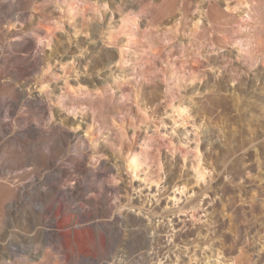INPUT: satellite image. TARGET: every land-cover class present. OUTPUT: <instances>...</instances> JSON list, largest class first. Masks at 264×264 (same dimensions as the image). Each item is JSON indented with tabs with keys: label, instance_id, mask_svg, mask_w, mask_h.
I'll use <instances>...</instances> for the list:
<instances>
[{
	"label": "rangeland",
	"instance_id": "374dc122",
	"mask_svg": "<svg viewBox=\"0 0 264 264\" xmlns=\"http://www.w3.org/2000/svg\"><path fill=\"white\" fill-rule=\"evenodd\" d=\"M242 1L206 0L208 5L203 10L192 0H0V79L6 82L5 76H14L21 66L27 70L23 79L9 80L12 85L1 88L0 121L8 131L1 137L0 147L7 149L4 154L14 161L26 150L34 151L35 143L16 150L13 145L5 147L6 140L14 142L32 134L30 140L41 143L36 150L50 157L57 153L49 167H37L24 158L20 169L10 167L15 171L9 176L26 171L44 181V189L59 188L51 205L57 216L52 229L61 235L60 245L89 250L84 241L93 234L89 224H76L72 220L75 212L63 201L65 194L77 187L85 188L84 198L91 201L85 206L86 214L108 207L111 215L116 213L112 207L122 193L114 194L113 187L129 184L130 175L124 170L123 177H117L106 167L109 153L122 158L129 148H136L144 161L142 168L153 179L163 176L172 156L179 165L197 159L195 141L182 132V119L187 114L172 113L179 103L207 116L204 129L213 142L207 147L210 159L239 169L248 165L250 161L241 154L247 142L264 130V103L263 107L259 102L251 104L256 90L264 95V0ZM57 4L70 9L72 18L64 12L59 16ZM109 31L112 40H108ZM127 34L132 36L128 46ZM95 35L97 40L110 43L90 53L87 40L93 42ZM23 37L30 42L28 51L8 44L21 42ZM149 42L161 51H152ZM80 45L84 50L87 47L85 54L89 55L84 63H79L84 54ZM111 49L123 51L121 63L109 61ZM219 78L222 91L216 85ZM246 78H256L258 84L250 82L243 85L248 90L230 92L238 86L243 88ZM39 83L45 86L41 100L30 102L26 97L13 96L19 85L30 94ZM228 85L232 89L227 92ZM186 127H192L191 122ZM76 134L93 139L92 145ZM218 137L224 148L215 142ZM201 153L205 155L204 150ZM246 177L252 181L249 195L255 194L256 186L264 184V168L257 160L255 170H248ZM136 187L133 182L134 197L140 189ZM25 207V215L20 214L21 209L14 214L27 225L25 240H21L40 246L41 238L35 232L39 225L33 226L38 202ZM226 212L232 215L229 209ZM261 216L264 200L240 223L250 226ZM97 239L103 243V235ZM237 256L239 264L254 262L250 249Z\"/></svg>",
	"mask_w": 264,
	"mask_h": 264
},
{
	"label": "bare ground",
	"instance_id": "6f19581e",
	"mask_svg": "<svg viewBox=\"0 0 264 264\" xmlns=\"http://www.w3.org/2000/svg\"><path fill=\"white\" fill-rule=\"evenodd\" d=\"M192 2L203 10L208 5L206 0H192ZM246 3V0L242 1V4ZM227 7L229 8V4ZM56 10L59 16L63 17L64 12L68 13L69 19L72 18L71 10L65 9L61 4L56 5ZM127 36L128 46L132 36L129 34ZM96 37L97 35L92 39L93 42L87 40L90 53L107 47L110 43L108 40L113 39L111 31L108 32V40H97ZM27 40L23 37L21 42L10 41L8 44L21 51H28L30 42ZM4 42L5 39H2L3 48H5ZM80 46L78 48H82L84 54L80 57L79 63H84L89 55L85 54L88 52L87 47L84 50L83 46ZM147 46L152 51H161L154 43L149 42ZM75 52L72 50L73 54ZM124 55L123 51L111 49L109 61L121 63ZM14 74L10 78L5 76L6 82L0 79V94L3 86L12 85L9 80L20 81L19 79H23L27 74V70L21 66ZM250 82L257 83L256 78L254 80L246 78L242 86H248ZM221 84V78L217 79L216 85L219 91L223 90ZM39 85H41L40 90H37ZM39 85L34 87V91L30 94L19 85L18 88L15 87L13 96L26 97L30 102L41 100L44 96L42 88L45 86L40 83ZM246 86L243 88L238 86L230 92L237 93L238 89L243 91ZM229 89H232L230 85L225 86L227 92ZM257 92V90L255 93L252 92L254 100L251 99V104L255 106L259 102L263 107L264 95ZM175 112L180 116L187 114L182 119L185 127L182 132L189 140L195 141V148L198 151L196 160L179 165L177 158L172 156L165 175L153 179L142 168L144 161L136 148H129L122 158L108 152L110 159L105 161L106 167L117 177H123L124 170L130 175L129 184L123 182L113 187L114 194L122 193V198L119 197V202L112 207L116 209V213L111 215L112 209L108 207L87 210L86 214L85 206L91 201L84 198L86 189L82 187H77L71 191L72 193L69 192L63 197L66 207L75 212L72 220L76 224L87 222L93 233L84 240L89 246L86 252L79 251L75 247L66 248L60 245L61 235L52 229L57 225V216L53 213L51 203L59 188L51 187L45 190L42 185L44 181L29 176L26 171L14 177L9 176L15 171L10 170V167L20 169L19 165H23L21 161L24 158L31 159L37 167H49L57 153L53 152L50 157L36 150L41 143L31 141L32 134L25 138H16L14 142L7 139L5 147L9 144L16 150L27 149L31 142H34L35 150H26L25 154L22 152L19 158L11 161V157L4 154L7 149L0 147V154L3 157H0L2 159V162L0 161V261L4 264H239L237 254L240 255L244 250L250 249L255 255L252 264H264V216L259 217L250 226L240 223L245 214L254 213L259 208L260 201L264 200V184L256 186L257 195L256 193L249 195L248 186L252 181L246 177L248 170L251 172L255 170L256 160L259 167L264 168V161L259 162L260 158L264 160V130H260L258 136L247 142L241 158L250 162L246 167L239 169L210 159L207 147L212 146L213 142H211V134L207 135L204 129L209 122L205 114L200 116L182 103L174 107L172 113ZM262 112L264 113V107ZM173 119L175 126L177 119L175 116ZM190 122L192 127H186V123ZM260 125L261 122L258 121V126ZM7 131L8 129L0 121V140ZM75 137H81L87 144L93 143V139H87L81 134H76ZM215 142L224 148V143L219 137ZM203 150L204 156L201 153ZM186 166H188L187 171L184 170ZM30 177L31 180L27 182ZM133 182L137 185L135 190L140 188L135 193L137 197L132 195ZM180 200H183L182 203ZM35 201L38 202V207L34 210L35 225L33 226L39 225L35 232L41 238L40 246H35L34 242H22L21 238L26 237L28 232L27 225L21 221L22 218L16 220L14 217L15 213H20V209L22 210L20 214L25 215V205ZM69 202L77 205L71 207ZM227 209L232 213L231 216L227 214ZM182 212L185 217L180 216ZM188 217L191 219L187 220ZM97 235H103V243L99 242ZM36 250H40L39 254Z\"/></svg>",
	"mask_w": 264,
	"mask_h": 264
}]
</instances>
